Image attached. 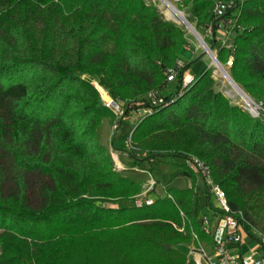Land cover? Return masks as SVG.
I'll return each mask as SVG.
<instances>
[{
	"label": "trees",
	"instance_id": "trees-1",
	"mask_svg": "<svg viewBox=\"0 0 264 264\" xmlns=\"http://www.w3.org/2000/svg\"><path fill=\"white\" fill-rule=\"evenodd\" d=\"M209 8L193 0L190 22ZM238 23L228 74L264 112V0H244ZM186 45L150 0H0V264H189L177 248L208 239L203 169L264 237V119L217 91L211 68L167 83L196 62ZM136 111L116 171L111 127ZM155 160L172 161L165 195L138 207Z\"/></svg>",
	"mask_w": 264,
	"mask_h": 264
},
{
	"label": "built area",
	"instance_id": "built-area-1",
	"mask_svg": "<svg viewBox=\"0 0 264 264\" xmlns=\"http://www.w3.org/2000/svg\"><path fill=\"white\" fill-rule=\"evenodd\" d=\"M201 1L210 4V8L207 12L206 22L198 27L201 32L199 33L196 29V19H193L192 23L189 20L193 0H150L154 5L159 3L161 14L168 21L182 26L180 27L183 29L187 40V45L184 48V54H186L187 58H191L197 49H201L211 60L213 78L216 80V77L219 76L225 79L220 67L227 72L232 66L235 51L234 40L245 30L238 23L240 8L244 0ZM178 6L182 9H179ZM165 11L180 14L181 19L176 21L174 16L169 18L165 15ZM183 22L189 23L194 28L197 37L193 35ZM188 36L196 40L197 48L192 45L191 40L187 39ZM219 50L228 52V58L223 65L217 60ZM183 68V62L178 61L172 68L167 69L165 72L166 82H174L177 76L181 74L182 86L188 85L192 81V76L189 75L187 70L184 72ZM149 97L151 98L152 105L161 102V99L154 92ZM103 103L117 117L122 115L120 107L111 99H108L106 102L103 101ZM254 105L258 108V112L254 113L248 108L246 110L252 117L264 119L261 105L255 103ZM143 113L147 112L143 111ZM197 166L202 169L200 164H197ZM203 170L201 186L207 189L206 193L208 195L203 193L204 203H202L200 208L198 224L208 239L201 241L196 235H192V241L187 247L186 262L189 264H264V237L255 230L246 231L244 229L242 215L230 212L224 193L214 184L207 170ZM154 185L155 182L153 181L152 186ZM143 194L144 192L134 202L138 207L142 204L151 205L153 202L150 198L144 197ZM207 197L210 206L206 204ZM177 230L183 232L182 228H177Z\"/></svg>",
	"mask_w": 264,
	"mask_h": 264
},
{
	"label": "rangeland",
	"instance_id": "rangeland-1",
	"mask_svg": "<svg viewBox=\"0 0 264 264\" xmlns=\"http://www.w3.org/2000/svg\"><path fill=\"white\" fill-rule=\"evenodd\" d=\"M155 5L157 6V9L159 10V12H161L159 3H156ZM178 8L182 9L180 6H178ZM162 16L165 20H167L163 14H162ZM198 27L199 26H196V29L199 33H201L199 31ZM187 39L191 40L193 43L192 45L197 48V42L193 37L188 36ZM193 58H194V60H196V62L187 70L189 75L194 76L196 73H198L204 69L212 68L210 58L207 55H205L201 49H197V51H195L192 54V57L190 59L193 60ZM184 72H186V70ZM227 72H228V70H227ZM216 82H217V87H216L217 91L221 92L233 105H238L244 109L248 108L245 105V103L242 101V99L235 93L234 89L226 82L225 79L217 76ZM99 93L101 95L102 101L106 102L109 99L105 92H104L105 94L103 92H100V91H99ZM141 113H142V111L133 112L128 121L121 120V119H119V121H120V123L122 121H124V122L131 121L133 124H136L137 123L136 121L138 119L137 117H138V115L140 116ZM127 124L129 125V123H127ZM111 133L115 134V139H114V143H113L114 150L111 151V157H112V160L114 163L115 170L120 171L122 168H125L124 165H128V163H129L127 161L128 157H127V154L125 152L126 150L129 149V140L127 138V135L125 134L124 126L122 127V129L118 130L117 124H114L111 127ZM134 155H137L139 157L141 156L138 153H135ZM171 162H172L171 160H167V161L155 160L152 162L153 168H154V170L152 172V176L149 177L148 180L142 185V189H143L142 193L144 192V194H143L144 197H146L148 199L150 198L151 200H154L156 197H164L165 194L163 191V186H165L168 183L169 176L173 170ZM152 178L154 179L155 182H157V184L155 183L154 186H152V184H153ZM207 195H208V193H207ZM202 203H204L203 197H200L199 201H198L197 208L200 207L202 205ZM196 217L198 219L200 218V210H198V209L196 211ZM177 249L183 255H187V253H188L187 249L184 246H179Z\"/></svg>",
	"mask_w": 264,
	"mask_h": 264
},
{
	"label": "bare ground",
	"instance_id": "bare-ground-1",
	"mask_svg": "<svg viewBox=\"0 0 264 264\" xmlns=\"http://www.w3.org/2000/svg\"><path fill=\"white\" fill-rule=\"evenodd\" d=\"M165 15H167L169 18H172L174 16V19L176 21H179L181 19V15L180 14H173V13H170L168 11H165ZM224 78H226V77L224 76ZM99 91L104 93V91H102V90H99ZM234 91L242 99V101L245 103V105L248 107L249 110H251L254 113L258 112V108L254 105V102L250 98H248L244 94L239 93L235 89H234Z\"/></svg>",
	"mask_w": 264,
	"mask_h": 264
},
{
	"label": "water",
	"instance_id": "water-1",
	"mask_svg": "<svg viewBox=\"0 0 264 264\" xmlns=\"http://www.w3.org/2000/svg\"><path fill=\"white\" fill-rule=\"evenodd\" d=\"M189 29H190V31L193 33V35L195 36V37H197V34H196V32H195V30H194V28L191 26V25H189V23H187V22H183ZM220 69H221V72H223V74H224V76L226 77L225 79L227 80V82H228V84L233 88V89H235L236 91H238L239 93H241V94H244L245 96H247L235 83H234V81L231 79V77L229 76V74L226 72V71H224L221 67H220ZM248 97V96H247ZM249 98V97H248Z\"/></svg>",
	"mask_w": 264,
	"mask_h": 264
},
{
	"label": "crops",
	"instance_id": "crops-1",
	"mask_svg": "<svg viewBox=\"0 0 264 264\" xmlns=\"http://www.w3.org/2000/svg\"><path fill=\"white\" fill-rule=\"evenodd\" d=\"M201 72V71H200ZM200 72H198V73H196L195 75H198ZM127 123H129V125L127 124ZM131 123V124H130ZM134 125L135 124H133L131 121H129V122H124V121H122L121 123H118V125H117V129L118 130H120V129H122V127L124 126V129H125V134L127 135V138H128V140H129V138H130V136H131V134H132V132H133V129H134ZM128 162H129V160H127ZM126 165H124V167H125ZM123 169V168H122ZM128 206H129V204H127Z\"/></svg>",
	"mask_w": 264,
	"mask_h": 264
}]
</instances>
